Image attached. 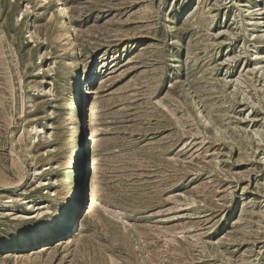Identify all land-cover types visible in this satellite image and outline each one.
Segmentation results:
<instances>
[{
  "label": "rangeland",
  "instance_id": "obj_1",
  "mask_svg": "<svg viewBox=\"0 0 264 264\" xmlns=\"http://www.w3.org/2000/svg\"><path fill=\"white\" fill-rule=\"evenodd\" d=\"M43 1L0 0V264H264V0Z\"/></svg>",
  "mask_w": 264,
  "mask_h": 264
},
{
  "label": "bare ground",
  "instance_id": "obj_2",
  "mask_svg": "<svg viewBox=\"0 0 264 264\" xmlns=\"http://www.w3.org/2000/svg\"><path fill=\"white\" fill-rule=\"evenodd\" d=\"M49 1L54 3L56 0H44L43 2L48 4ZM258 0H249L247 1V5H245V9L243 12H249L251 10V13L253 14V17L251 19V24L255 27H261L262 26V9L260 7H257ZM56 11L59 12V17L62 18L60 21L61 26H65L67 29H69V24L66 20V14L64 13L63 8H60L59 4H55ZM250 20V19H249ZM71 28V27H70ZM68 39H71V58L75 56V36L73 34V31H70L68 34ZM264 45V43H263ZM264 58V55L262 56ZM69 61V60H68ZM84 78L82 75H78V81L75 82V89L76 94L78 96V111H79V119H78V125L76 127L77 136H78V147L75 152V158L77 160V163L80 165L81 170H86V153L88 151V148L90 147V142L93 141L94 137L92 134V110L93 106L90 104L91 100H86L87 97L82 98L80 101V92L82 95H88L93 93V90L91 88H83L82 80ZM82 90H84L82 92ZM81 103V104H80ZM83 103V104H82ZM83 109V111H82ZM34 131L38 132L41 130L39 127L35 126ZM84 172L81 171L79 174V180L78 184L76 185L75 189L71 193V201H72V208L68 210H62L58 213H56L54 216H52L47 224L44 226L43 230L40 234L35 235L33 237L26 236L20 240H18L22 244H30L32 242H44L49 240L53 236H57L61 231L64 232L66 229L73 226V216H74V210L76 207L81 203V198L84 193ZM89 183L91 184V189L93 188V182L90 180ZM79 231V230H78ZM80 234L79 232L75 231L71 239L77 238V235ZM15 240V239H14ZM13 241V240H12ZM8 244L5 240H0V248L3 246H6Z\"/></svg>",
  "mask_w": 264,
  "mask_h": 264
}]
</instances>
